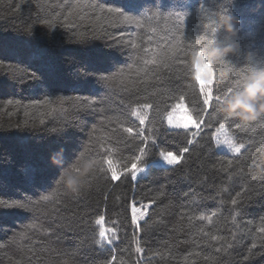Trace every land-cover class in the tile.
<instances>
[{
    "label": "trees",
    "instance_id": "16d2710c",
    "mask_svg": "<svg viewBox=\"0 0 264 264\" xmlns=\"http://www.w3.org/2000/svg\"><path fill=\"white\" fill-rule=\"evenodd\" d=\"M107 2L137 16L155 9L165 15L169 12L184 14L185 36L189 38L184 41L185 49L199 36L235 44L234 51L227 54L215 70L214 91L234 88L238 79L251 74L249 69L253 66L264 67V0ZM43 7V0H0V199L8 201L37 199L40 195L56 193V180L76 163L88 145L93 127L97 129L96 135L102 136L114 126L102 125L100 112L92 115L71 106L67 113L53 112L57 107L55 103L33 107L34 101L46 96L55 99L59 95L105 97V114L113 115L123 111L121 99H128L118 87L111 91L99 88L90 75L86 76L93 70H111L118 66V61L127 62L128 50L111 37L90 40L87 46L71 42L66 29L53 31L38 23ZM223 12L238 19L236 33L230 35L219 28L213 37L211 28L217 25L219 14ZM153 23L163 27L162 21ZM90 24L96 26L97 22L86 18L78 24V30L84 31ZM108 32L117 39L120 33L128 38L130 33L137 32L146 40L148 34L146 29L123 25L108 27ZM176 56L178 62L173 70L161 68L160 81L150 82L149 91L155 93V98L166 100L165 91L169 94L182 91L185 106L195 114L193 110L202 107L199 85L188 88L189 83L194 84L191 75L176 71L190 64L191 53L177 52ZM9 65L20 68L23 73L35 72L40 81L9 71ZM208 112L205 120L212 127L202 126L198 143L193 145H187L184 129L168 128L166 122L161 126L159 117H155V142L150 143L147 155L138 162V166L147 168L136 179L128 169L136 163L140 141L121 138L120 142L111 141L115 150L110 156L106 152L97 155L99 145L92 153L96 159H111L121 176L119 180L104 178L105 173L99 168L107 169L108 165L101 160L78 194L63 186L55 196L56 202L47 204L43 213L0 207V264H105L112 256L116 257L113 264H264V240L261 239L264 234L257 231L264 227L260 219L264 217V177L257 167L264 162V153L257 150L264 144L261 139L264 128L260 121H252L245 131L235 130L238 136L253 140L250 150H242L244 154L237 157L219 150L212 136L224 114L218 112L213 116L211 107ZM130 119L138 124L134 118ZM230 120L240 122L236 118ZM233 129L234 123L230 131ZM185 146L190 152L183 154L181 164H156L160 152L180 154ZM229 160L233 161L231 168L222 170ZM28 169L33 170L35 178L28 174ZM245 186L249 190L244 214L233 225L229 200ZM133 202L148 205L140 231L131 224ZM212 211L220 218L211 229L213 235L224 238L220 244L197 236L196 227L188 220L189 216ZM99 216L105 217L106 229H118V239L112 245L100 247L93 243L94 238H98L100 226L95 220ZM37 217L52 235L49 238L40 232L30 233L36 247L33 255L26 250L29 241L14 243L13 236ZM112 221L118 223L114 225ZM134 233L140 238L142 253L135 251ZM224 241L232 247L227 251L222 248L217 253L215 248L221 247ZM254 241L257 247L252 249ZM190 252H201V256L193 255L185 261L184 257ZM204 255L211 259L204 260Z\"/></svg>",
    "mask_w": 264,
    "mask_h": 264
},
{
    "label": "snow or ice",
    "instance_id": "6c2138e0",
    "mask_svg": "<svg viewBox=\"0 0 264 264\" xmlns=\"http://www.w3.org/2000/svg\"><path fill=\"white\" fill-rule=\"evenodd\" d=\"M44 7L41 8L40 15L38 16V23L48 29L55 31L58 28H64L69 33V40L73 43L87 46L90 40L94 39H104L105 37H111L116 41L118 45L126 48L127 51V62L118 61L116 67L111 70H93L91 73H86V76L90 75L94 81L95 85L99 88L105 90H113L114 88H119L121 92L125 93L128 97L127 101L121 99L120 103L124 106L122 112L113 115L105 114L107 109L105 105V97L98 96H67L59 95L55 99L51 96H46L43 100H36L33 102V107L39 105L51 106L54 103L56 108L52 111L56 112L59 110L61 113H67L69 106L72 108L83 111L85 113H90L95 115L97 112L102 113L101 124H107L110 127V131L106 132L102 136L96 135L97 129L93 127L92 133L89 137L88 145L85 146L84 151L80 153L78 160L85 157L92 159L98 164L103 163L108 165L107 169L103 166L99 168V171L105 173V179H111L113 181L119 180L121 178L117 171L113 167V162L107 157H102L101 159H96L92 156V153L96 151V146L99 145V152H106L111 155L115 150L111 146V141L117 140L120 142L121 138L139 140L140 145H138L139 155L135 157L136 163H133L132 168L128 169L131 172L132 178H136L137 172L143 171L142 168L138 167V162H140L148 153L150 143L155 142L156 135V121L155 117H159V123L163 126L166 122V126L172 129H184L186 133V143L187 145H193L198 143V137L201 136L202 126L212 127L210 123L205 120V116L209 115L208 109L211 107L213 109L212 115L220 112V105L223 100L230 96L233 91H238L248 77H244L243 80H237L234 88L229 86L226 91H214L216 88V82L213 80L208 90L199 88L202 94V107L200 109H195L190 112L185 106V94L180 91L178 94H169L167 91L163 93L167 96V100L160 98H155V93L149 91V83L153 84L160 81L158 72L161 68H168L170 71L173 70V66L178 62L176 56L177 52H184L185 55L190 52L193 54L196 52L201 45L214 41L215 39L208 40L206 36H199L185 49L184 41L189 39L185 36V19L184 14L169 12L166 15L161 13L159 9L146 10L141 16L131 14L126 12L123 8L118 6H113L108 3L107 0H43ZM151 12V15H147ZM95 20L97 22L96 26L88 25L84 31L78 30V24L82 23L85 19ZM163 22V27L160 23ZM147 22V28H146ZM118 25L123 26H135L136 29H146L147 39L142 40V37L137 32L130 33L128 38H125L124 33H120L119 38L111 36L108 32V27H115ZM217 25L211 28V33L213 37L217 32ZM30 31V30H29ZM223 60L221 61V63ZM252 69H249L251 71ZM9 71L15 74H23L27 79L32 81H40V77L36 75L35 72L23 73L20 68H13L9 65ZM178 73L183 72L184 75H191L190 64L185 65L184 69H177ZM188 88H195L192 83L188 84ZM171 100L172 103L167 101ZM69 102H71L69 104ZM9 104L12 103L11 100L8 101ZM183 105L192 116L195 121L193 124L188 126L177 125L171 122V117L178 106ZM138 121V124L133 122ZM253 121H260L261 128H264V114H261L257 119ZM252 122V121H251ZM43 124L44 122L41 121ZM234 123V129L230 131L231 124ZM67 124V121H66ZM251 125L248 123L234 122L230 120V117L224 116L222 121L218 123L215 132L212 133L217 146L226 145L227 148L237 157L244 154V151H249V145L253 144L252 139H244L238 136L235 130L245 131ZM195 129V131H191ZM124 134H127L126 137ZM264 141V137L261 138ZM107 145V147H106ZM264 153V144L257 149ZM190 152V148L185 146L180 149V154H175L171 151H162L159 153L160 157L167 161L169 165H179L184 160V155ZM77 161L71 166L73 171H78ZM57 163L60 160L57 159ZM233 164L232 160L227 162V166H224L222 170L228 171ZM257 167L261 169V176L264 177V162L257 164ZM29 175L34 176L32 169L27 170ZM60 175L59 179L56 180V193H49L40 195L37 199H22L8 201L0 199V207L4 209H20L31 213H43V210L47 204L55 203V196L64 186V175ZM110 173V176L107 175ZM94 171L89 175H93ZM35 178V176H34ZM231 176H229V179ZM88 179V178H87ZM256 177L253 176L252 180ZM87 182V180H86ZM41 185H38V187ZM249 187H242L241 191H237L234 197H230L229 203L232 205L230 210L231 221L233 225L239 217L244 214V201L248 199L246 193ZM224 191H227L224 189ZM73 193H79V190H73ZM187 195V194H186ZM153 203L155 201H152ZM223 203V201H221ZM145 210L138 208L133 202L131 206V224L135 226L137 231L141 230V221L145 220L147 215L148 205L143 206ZM215 218V219H214ZM219 215L216 211L210 212V214H199L195 216H189L188 220L190 224L196 227V235L200 236L206 242H216L220 244L224 238L219 235H213L211 229L215 228L217 221L219 220ZM264 222V217L260 218ZM105 217L99 216L95 220V224L99 225L98 238H94L93 243L104 247L105 244L112 245L113 241L118 239L116 227L111 229H106L104 227ZM197 222H199L197 224ZM116 225L117 221H112ZM259 233L264 234V227L257 230ZM40 232L41 234L51 237L52 233L48 228H45L42 223L39 222V218L34 219L33 223L25 225L18 233L13 236V242L19 243L22 241H29V245L26 246V250L33 255H35L36 247L35 243L32 242L30 233L34 234ZM235 239V236H233ZM264 240V236L261 237ZM132 243L135 245V251L137 253H142L144 249L141 247L140 238L134 233L132 237ZM192 243L199 247L196 240ZM226 245V247H225ZM264 246V245H262ZM232 244L224 241L221 247H216L215 251L217 253L221 252L222 248L227 251L231 248ZM257 244L255 241L252 243L251 248L255 249ZM251 251V250H250ZM201 256V252H190L188 256L184 257L187 261L190 256ZM203 259L209 261L211 258L207 255L203 256ZM248 259V257H245ZM116 260L115 256H112L111 260L105 261V264H113Z\"/></svg>",
    "mask_w": 264,
    "mask_h": 264
},
{
    "label": "clouds",
    "instance_id": "9594fccd",
    "mask_svg": "<svg viewBox=\"0 0 264 264\" xmlns=\"http://www.w3.org/2000/svg\"><path fill=\"white\" fill-rule=\"evenodd\" d=\"M238 22L236 17L223 12L219 14L217 27L223 28L230 35H235V25ZM235 47L233 43L225 44L215 39L191 54L190 71L194 85L198 84L199 88L208 90L219 63L227 54L234 51ZM220 112L224 116L238 119L241 123L251 122L264 114V67H252L251 74L243 86L223 100ZM171 122L186 127L195 121L188 110L180 105L172 114ZM97 165L98 162L87 157L78 160V171H73L71 168L65 170L64 186L71 192L80 190Z\"/></svg>",
    "mask_w": 264,
    "mask_h": 264
},
{
    "label": "rangeland",
    "instance_id": "374dc122",
    "mask_svg": "<svg viewBox=\"0 0 264 264\" xmlns=\"http://www.w3.org/2000/svg\"><path fill=\"white\" fill-rule=\"evenodd\" d=\"M193 131H195V129H192ZM215 140V139H214ZM215 144H216V141H215ZM216 147L219 149V150H221V151H225V152H229V153H232L228 148H227V146L226 145H221V146H217V144H216ZM232 154H234V153H232ZM156 164H160V165H168V166H172V165H169V164H167L161 157L158 159V161H156ZM138 167H140V168H142L143 169V171H141V172H137V174H136V178L138 177V176H140V175H142V174H144L145 173V171H146V166H138ZM131 173V172H130ZM132 175V174H131ZM135 178V179H136ZM132 206V205H131ZM138 208H140L142 211L143 210H145L144 209V205H136Z\"/></svg>",
    "mask_w": 264,
    "mask_h": 264
}]
</instances>
